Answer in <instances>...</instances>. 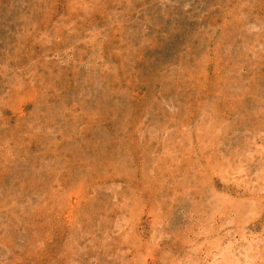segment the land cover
I'll return each mask as SVG.
<instances>
[{
  "label": "rangeland",
  "instance_id": "rangeland-1",
  "mask_svg": "<svg viewBox=\"0 0 264 264\" xmlns=\"http://www.w3.org/2000/svg\"><path fill=\"white\" fill-rule=\"evenodd\" d=\"M0 264H264V0H0Z\"/></svg>",
  "mask_w": 264,
  "mask_h": 264
}]
</instances>
